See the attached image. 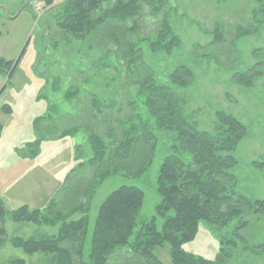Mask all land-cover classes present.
I'll use <instances>...</instances> for the list:
<instances>
[{"label": "rangeland", "instance_id": "obj_1", "mask_svg": "<svg viewBox=\"0 0 264 264\" xmlns=\"http://www.w3.org/2000/svg\"><path fill=\"white\" fill-rule=\"evenodd\" d=\"M35 1L33 8L22 0H0V58L10 62L19 60L11 79L0 75V198L5 193L25 189L22 195L15 194V199H19L21 205L26 203L31 210H44L52 199L66 193L69 187L81 184L85 187L82 192L93 187L90 182L94 180V173L90 169L74 173L76 177H72L71 184L65 189L63 186L68 173L91 156L87 131L53 140L40 136L34 122L45 115L48 104L57 105L64 115L79 112L86 120L85 111L95 96L106 105H114L113 111H104L107 118L100 117L104 127L117 128V122L138 114L156 139L151 163L144 173L136 175L143 161L137 154L131 164H125L96 187L90 203L89 234L98 207L121 186H134L143 193L136 230L143 222L155 217V207L160 202L156 190L158 171L165 158L173 153L174 133L158 130L142 104L138 94L139 81L149 74L177 96L184 115L198 130L214 133L217 112L230 114L245 125L246 136L232 153L236 160L230 170L235 176L234 191L247 199L264 201V28L257 26L252 35L235 37L237 27L252 25L251 14L256 8L253 0H167L157 15L144 7L137 24L138 31L128 39V42L139 43L142 55L139 65L129 71L120 67L118 51L114 50L116 46L110 39V33L118 34L116 28L121 25L109 23L100 33L96 31L95 36L74 38L55 25V14L66 0H54L50 8L43 7V0ZM164 14L180 39L179 48L170 56L152 53L146 39H152L157 33ZM215 25L222 27L225 37L221 44L212 45L211 32ZM177 66L192 71L189 87L169 85V75ZM253 66H257L261 76L252 87L240 86L235 75ZM69 90L78 91L70 102L63 98ZM4 105L10 107V113L1 110ZM47 124L41 121L38 126L45 129ZM72 125V122L64 121L63 126L69 128ZM91 125L98 127L103 135L102 125L93 122ZM182 158L185 161L191 159L186 151ZM4 196L10 199V194ZM78 201L79 196L63 211ZM7 207L11 209V205ZM16 207L13 205L12 208ZM79 217L80 214H76L72 219ZM162 221L157 218L158 229H161ZM243 221L247 222V227L236 240L237 246H223L227 248L226 252L231 251L226 264H264V249H258L264 244V213L247 215ZM237 223V219L231 221L222 233L230 231ZM4 228L7 234L6 241L2 238L4 243L0 245V264L15 258L23 259L26 264H44L43 255H25L7 240L11 237L56 236L57 228L10 221L4 223ZM220 240L215 226L200 222L194 240L184 249L193 255L215 260L221 252ZM88 247L87 243L86 253ZM154 254L162 264H171L166 245L155 249Z\"/></svg>", "mask_w": 264, "mask_h": 264}, {"label": "trees", "instance_id": "obj_2", "mask_svg": "<svg viewBox=\"0 0 264 264\" xmlns=\"http://www.w3.org/2000/svg\"><path fill=\"white\" fill-rule=\"evenodd\" d=\"M253 1L256 8L251 14L252 25L247 28L237 27L236 38L252 35L257 31V26L264 28V0ZM167 2L66 0L55 14V25L63 33L79 39L95 36L96 31L100 33L109 23L121 25L116 28L118 34L110 33V39L116 46L114 50L118 51L120 67L124 66L129 71L139 65L142 55L139 43L128 42V39L138 31L137 24L144 7L157 15ZM53 4L54 0H43L44 8H50ZM211 33L212 45L224 41L225 35L220 25H215ZM146 39L149 50L154 54L170 56L180 46V39L166 14L162 15L154 37ZM18 62L0 58V75L11 79ZM260 76L261 71L253 66L235 75V79L240 86L252 87ZM192 80L193 73L185 66H177L169 75V85L178 88L189 87ZM4 89L5 86L1 92ZM77 93L69 90L64 99L74 100ZM138 94L156 128L174 133L173 153L165 158L158 171L156 190L160 202L155 207L156 216L143 222L136 230L143 193L134 186H121L102 201L89 234L90 203L96 187L124 168L125 164H131L137 154L143 157V161L136 175L144 173L151 163L156 139L148 124L138 114L121 123L117 122V128L111 125L104 127L100 117L107 118L104 111H113L114 105H106L104 101L92 96L90 108L85 111L86 120H83V112L81 116L77 112V115L66 116L58 122L55 117L59 110L51 106L44 116L35 120L34 126L40 136L53 140L72 136L81 130L87 131L91 156L68 173L63 186L65 189L71 184L76 177L74 173L90 169L94 173V180L90 182L93 187H87L84 192L85 187L81 184L69 187L66 193L52 199L44 210H31L22 206L8 211L0 202V245L6 241L4 223L10 221L57 228L56 236L38 239L11 237L7 240L25 255H43V261L48 264H162L154 250L165 245L168 247L171 264H226L230 260L231 251L226 252L227 248L223 246H237L236 240L247 227L243 218L264 213V201L250 200L235 193V176L230 173L236 165L232 153L247 133L245 125L230 114L217 112L214 133L198 130L184 115L177 96L167 85L158 84L149 74L139 81ZM2 111L8 113L3 107ZM41 121L48 122L45 129L39 128ZM64 121L72 122L73 125L64 128ZM92 122L102 125L103 135L98 127H92ZM184 151L189 153L190 161L182 158ZM33 155L36 153L33 152ZM78 196L80 201L63 211ZM170 212L172 214L168 215ZM76 214H80L79 219H72ZM158 217L163 220L161 229L156 224ZM235 219L238 220L237 225L222 233L221 230L227 229ZM200 222L215 226L220 233L222 247L215 260L193 255L184 249L187 243L194 240ZM258 249H264V244L258 246ZM7 264L26 263L23 259L15 258Z\"/></svg>", "mask_w": 264, "mask_h": 264}, {"label": "crops", "instance_id": "obj_3", "mask_svg": "<svg viewBox=\"0 0 264 264\" xmlns=\"http://www.w3.org/2000/svg\"><path fill=\"white\" fill-rule=\"evenodd\" d=\"M1 93H2V92H1ZM63 98H64V97H63ZM64 100H65V99H64ZM65 101H66V100H65ZM70 101H71V100H70ZM70 101H69V102H70ZM51 106H54L55 108H57V109L59 110V107H58L57 105H54V104H48V105H47V109H48L49 107H51ZM3 108L7 109L9 113L11 112V109H10V107H9L8 105H4ZM1 110H2V108H1ZM46 112H47V111H46ZM45 114H46V113H45ZM43 116H44V115H43ZM66 116L72 117V116H75V115H74V114H66V115H64V114H62L61 111L59 110L58 113H57V115H56V117H55V120H58V122H59V121H61L64 117H66ZM0 127H1V126H0ZM1 129H2V128H1ZM23 192H25V189L22 190V191L14 192V193H13V191H11L10 193H5L4 195H6V194H10V199H9L8 197H6V196L3 195V198H0V202L3 204L4 208H5L6 210H8V211H14V210H16V209H18V208H20V207H22V206H27L26 203H24L23 205H21L20 200H19V199H15V194H20V195H22ZM12 193H13V194H12ZM11 197H12V199H11ZM57 199H58V198H57ZM12 204H13V205H16V206H18V207H16V209L12 208V207H13ZM9 205H11V209L7 207V206H9ZM43 263H44V264H48L47 262H43ZM40 264H42V263H40Z\"/></svg>", "mask_w": 264, "mask_h": 264}, {"label": "built area", "instance_id": "obj_4", "mask_svg": "<svg viewBox=\"0 0 264 264\" xmlns=\"http://www.w3.org/2000/svg\"><path fill=\"white\" fill-rule=\"evenodd\" d=\"M30 5L33 6L35 8L36 6V1L35 0H30Z\"/></svg>", "mask_w": 264, "mask_h": 264}, {"label": "flooded vegetation", "instance_id": "obj_5", "mask_svg": "<svg viewBox=\"0 0 264 264\" xmlns=\"http://www.w3.org/2000/svg\"><path fill=\"white\" fill-rule=\"evenodd\" d=\"M24 3L26 2V0H22ZM27 5V4H26Z\"/></svg>", "mask_w": 264, "mask_h": 264}, {"label": "water", "instance_id": "obj_6", "mask_svg": "<svg viewBox=\"0 0 264 264\" xmlns=\"http://www.w3.org/2000/svg\"><path fill=\"white\" fill-rule=\"evenodd\" d=\"M27 1H28V0H26L25 4H27ZM25 4H24V5H25Z\"/></svg>", "mask_w": 264, "mask_h": 264}]
</instances>
